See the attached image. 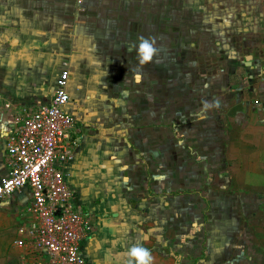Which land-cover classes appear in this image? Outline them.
Masks as SVG:
<instances>
[{"label": "crops", "instance_id": "crops-1", "mask_svg": "<svg viewBox=\"0 0 264 264\" xmlns=\"http://www.w3.org/2000/svg\"><path fill=\"white\" fill-rule=\"evenodd\" d=\"M141 36L156 49L143 65L133 47ZM178 52L200 80L206 118L225 123V161L237 164L230 188L208 194L264 190V0H0V180L9 173L15 119L48 105L67 68L80 136L68 184L92 221L81 245L91 264H126L132 245L149 249L152 264H221L234 249L235 239L210 237L206 225L194 233L186 219L194 192L176 191L173 175L155 169L162 53L176 69ZM131 75L136 92H111L110 80ZM196 194L200 212L208 194ZM31 203L28 188L0 202V264L36 260L15 245Z\"/></svg>", "mask_w": 264, "mask_h": 264}, {"label": "rangeland", "instance_id": "rangeland-1", "mask_svg": "<svg viewBox=\"0 0 264 264\" xmlns=\"http://www.w3.org/2000/svg\"><path fill=\"white\" fill-rule=\"evenodd\" d=\"M177 56L174 69L169 67L168 53H162L160 148H155L157 143L154 147V155H160L161 162L155 164V169H159L161 176L173 175L176 191L194 192L192 211L186 218L193 229L202 224L204 228L208 226L210 237L217 239L221 235L225 241L235 239L231 255L221 264H264V190L242 191L245 194L240 195L208 194L218 185L221 190L230 188L229 174L232 173H229V167L237 169V164L230 165L231 162L225 161L226 153L221 148L227 139V133L223 131L225 123L217 118H206L209 110L200 99V80H192V76H197L195 70L185 68L186 54L178 52ZM131 76L110 80L111 92L120 88L124 93L136 92L139 82ZM128 118L132 124L133 118ZM130 140L138 141L133 134ZM142 144L150 146L151 138H145ZM218 175L221 177L217 181ZM204 191L208 195L198 212L197 201L201 204V198L196 193ZM180 215L186 217L185 212Z\"/></svg>", "mask_w": 264, "mask_h": 264}, {"label": "built area", "instance_id": "built-area-1", "mask_svg": "<svg viewBox=\"0 0 264 264\" xmlns=\"http://www.w3.org/2000/svg\"><path fill=\"white\" fill-rule=\"evenodd\" d=\"M78 5L83 0H76ZM70 72L63 69L48 105L23 112L7 142L9 173L0 180V202L28 188L31 220L19 228V248L37 254L30 264H91L81 252L93 232L89 215L75 204L69 187L68 167L80 136L69 111ZM21 264H29L23 261Z\"/></svg>", "mask_w": 264, "mask_h": 264}, {"label": "clouds", "instance_id": "clouds-1", "mask_svg": "<svg viewBox=\"0 0 264 264\" xmlns=\"http://www.w3.org/2000/svg\"><path fill=\"white\" fill-rule=\"evenodd\" d=\"M136 49L137 61L139 65H143L150 61L156 49L153 41L149 38L139 37L137 43L133 46ZM207 107V103L205 104ZM126 264H152V255L150 250L139 245L130 246L126 253Z\"/></svg>", "mask_w": 264, "mask_h": 264}]
</instances>
